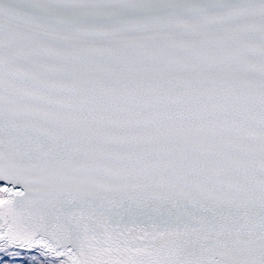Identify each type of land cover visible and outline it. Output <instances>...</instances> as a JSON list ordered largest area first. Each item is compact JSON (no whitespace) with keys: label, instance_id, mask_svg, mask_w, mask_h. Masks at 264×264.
Masks as SVG:
<instances>
[{"label":"snow or ice","instance_id":"6c2138e0","mask_svg":"<svg viewBox=\"0 0 264 264\" xmlns=\"http://www.w3.org/2000/svg\"><path fill=\"white\" fill-rule=\"evenodd\" d=\"M0 264H264V0H0Z\"/></svg>","mask_w":264,"mask_h":264}]
</instances>
